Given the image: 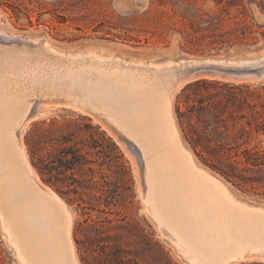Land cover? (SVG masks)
<instances>
[{
  "label": "rangeland",
  "instance_id": "obj_1",
  "mask_svg": "<svg viewBox=\"0 0 264 264\" xmlns=\"http://www.w3.org/2000/svg\"><path fill=\"white\" fill-rule=\"evenodd\" d=\"M242 24L250 26L253 33L244 38H237L238 32L219 36ZM0 26V62L6 58L12 66L19 67L42 58L39 46L44 38L61 50H98L81 58L96 55L102 61L113 58L136 65L209 56L239 60L264 54V0H0ZM263 65L236 68L252 70ZM217 77L200 75L197 80L218 79L252 88L264 86V78L255 73ZM183 85L171 104L183 148L198 169L228 189L230 203L264 212L263 189L233 186L203 164L192 150L176 112L179 95L186 86ZM27 92L33 94L29 99L33 109L44 102L67 101L56 95L55 89L43 85L33 86ZM52 110L30 120L22 130V140L28 164L33 168L29 166L73 213L71 240L78 264H201L163 235L159 222L152 218L145 202L142 161L131 143L100 116L65 106ZM117 137L123 142H117ZM63 147L77 148L85 165L73 170V175H61L63 181L56 184L57 190L42 180L35 164L47 157H60ZM72 177L83 186L76 194L71 192L73 186L67 187ZM251 263L264 264L232 262L230 258L221 264ZM0 264H20L1 226Z\"/></svg>",
  "mask_w": 264,
  "mask_h": 264
},
{
  "label": "bare ground",
  "instance_id": "obj_2",
  "mask_svg": "<svg viewBox=\"0 0 264 264\" xmlns=\"http://www.w3.org/2000/svg\"><path fill=\"white\" fill-rule=\"evenodd\" d=\"M39 50L42 58L26 66H12L6 58L0 62V226L20 264H78L73 213L29 166L22 140L30 120L58 106L102 117L131 143L142 161L152 218L190 258L201 264H221L226 258L264 262V212L230 203L228 189L195 166L172 117L173 98L188 82L177 81L180 71L204 59L139 65L102 61L96 55L81 58L97 49L61 50L46 38ZM262 60L264 54L226 64ZM39 85L67 101L35 103L36 116L25 120L33 110L27 90Z\"/></svg>",
  "mask_w": 264,
  "mask_h": 264
},
{
  "label": "trees",
  "instance_id": "obj_3",
  "mask_svg": "<svg viewBox=\"0 0 264 264\" xmlns=\"http://www.w3.org/2000/svg\"><path fill=\"white\" fill-rule=\"evenodd\" d=\"M235 32H238L237 38L253 33L250 26L242 24L219 36ZM263 91L264 86L252 88L246 84L203 78L187 84L179 95L176 112L192 150L203 164L237 188L264 190ZM32 154H36L35 149ZM59 154L60 157H47L35 164L42 180L54 188L63 181L61 175L68 172L73 175V170L85 165L77 148L63 147ZM70 186L75 194L83 187L73 177L67 185ZM79 207L85 209L80 204ZM115 252L120 253L118 249ZM108 264L137 263L110 261Z\"/></svg>",
  "mask_w": 264,
  "mask_h": 264
},
{
  "label": "water",
  "instance_id": "obj_4",
  "mask_svg": "<svg viewBox=\"0 0 264 264\" xmlns=\"http://www.w3.org/2000/svg\"><path fill=\"white\" fill-rule=\"evenodd\" d=\"M218 58H220V57H213V56L204 57L203 58L204 60H200V62L198 64H196V66L186 67V68L182 69L180 71L178 77H177V81H183V82L188 81L183 85V86H185V85L197 80V77L200 75L210 76V77H217V75H219L220 77L227 78V77L242 76V75H246V74H250V73H255L258 75L259 78H264V65H263L264 60H262L261 62L255 63V64H250L252 66H257V67L260 65H263L259 68L252 69V70H240V68H236V66H230V65L226 64V61L229 58L224 57L223 61L225 63H222V64L217 63L219 61ZM52 112H53V110L50 113H52ZM36 114H37V110L35 108L29 113V115H27L25 120L34 118L36 116Z\"/></svg>",
  "mask_w": 264,
  "mask_h": 264
}]
</instances>
